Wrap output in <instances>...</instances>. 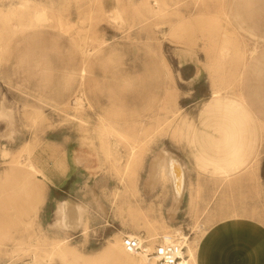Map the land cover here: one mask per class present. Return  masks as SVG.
I'll return each instance as SVG.
<instances>
[{
	"label": "rangeland",
	"instance_id": "obj_1",
	"mask_svg": "<svg viewBox=\"0 0 264 264\" xmlns=\"http://www.w3.org/2000/svg\"><path fill=\"white\" fill-rule=\"evenodd\" d=\"M214 90L256 119L204 112ZM2 110L0 264H82L52 253L35 219L43 182L25 165L45 134L69 135L93 209L129 227L99 248L68 241L73 258L130 264L93 254L125 232L184 234L198 251L221 220L264 223V0H0ZM166 151L183 163L178 191Z\"/></svg>",
	"mask_w": 264,
	"mask_h": 264
},
{
	"label": "crops",
	"instance_id": "obj_2",
	"mask_svg": "<svg viewBox=\"0 0 264 264\" xmlns=\"http://www.w3.org/2000/svg\"><path fill=\"white\" fill-rule=\"evenodd\" d=\"M229 98L231 97L227 95H221L217 99L209 98L202 108L204 112L214 108L222 110L234 117L230 122L240 117H249V114L256 119L243 103L246 115L240 110H232L228 105ZM68 136L63 135L60 139L45 134L42 138L43 146L33 153V164L39 170L37 179L43 182V191L38 198L41 202L35 219L40 230L49 239L64 238L84 248H99L108 234L114 236L121 231H128L129 227L125 222L121 224L115 218H108L106 205L101 204L105 210L93 209L90 199L92 190L95 189L91 186L94 184L93 187L96 188V182L78 162L76 153H70ZM242 156L238 152L232 155L230 169L238 168L244 163ZM168 158L172 167L183 166L178 157L170 154ZM183 182L181 179L176 185L174 180L170 181L172 192L182 189ZM66 200L86 205L85 211L88 214H83L76 229L63 225L61 209ZM100 200L105 204L106 196L102 198L100 195ZM67 213L70 215L71 212ZM107 221H111L113 228H108ZM84 226L88 227L87 234L83 231ZM197 264H264V223L254 217H237L211 225L199 241Z\"/></svg>",
	"mask_w": 264,
	"mask_h": 264
},
{
	"label": "bare ground",
	"instance_id": "obj_3",
	"mask_svg": "<svg viewBox=\"0 0 264 264\" xmlns=\"http://www.w3.org/2000/svg\"><path fill=\"white\" fill-rule=\"evenodd\" d=\"M24 4H25V2H24ZM25 5H27V4H25ZM220 97H221V94L218 93V90H214V91H212L210 99H217ZM228 105L235 112H238L240 110V111H242V113H244L246 115L244 107L242 106V102H240L237 98H234V97L229 98L228 99ZM240 106H242V107H240ZM2 112H4V110H2L0 113L3 115H7V114H4L6 112H4V113H2ZM9 117H11L10 114H9ZM133 155H134V152L131 153V156H133ZM127 161L128 160H126V162ZM129 162H130V160H129ZM133 162H134V160H133ZM129 164L130 163L127 162V164L125 165V171L130 169L131 165H129ZM171 164H172L171 161L163 159V161L160 164L162 167L161 171H164L165 173H167V175L171 178V181L174 180L176 185H178L179 182L181 181L179 168L172 167ZM173 165H174V163H173ZM25 168H26L27 173L30 176L37 178L39 170L34 166V164L32 162L29 161L28 163H26ZM84 210H85V206L83 204L82 205H76V204L70 205V202H68V201L63 202L62 203V209H61L63 225L69 226L72 229H76L80 225V221H81L82 214H83ZM68 211L71 212L70 215H68V213H67ZM137 214L139 215V213H137ZM141 216L143 217L144 220H146V217L144 215H141ZM87 230L88 229L86 228V226H84V228H83L84 233H86ZM176 232L178 234H181L179 230H177ZM128 234L134 235L133 233H128ZM165 235L172 236V237L176 236V238H182V239L184 238L187 241V237L184 234L183 235L182 234L177 235L175 233L174 234L171 233V234H165ZM54 240H56V239H54ZM186 241H185V243H186L185 256L182 260V264H197V248H196L195 244H188V242H186ZM50 249H51L52 253L59 255L65 261L71 260V261H76V262H79L82 264H88L90 262V260L87 258H82V259L78 258L77 259V258L71 257L72 256L71 255V252H72L71 244H69L68 241L64 238L63 239H57V241H54L53 245ZM116 251H120L124 255V257H126L129 260L130 264H154L153 258L147 259L143 255H140L141 256L140 258H136L134 254L127 252L122 247V245H120L118 238H115L114 241L110 242V244H106L105 246H103L98 251H95L93 254H94V256L101 257V256L113 254Z\"/></svg>",
	"mask_w": 264,
	"mask_h": 264
},
{
	"label": "built area",
	"instance_id": "obj_4",
	"mask_svg": "<svg viewBox=\"0 0 264 264\" xmlns=\"http://www.w3.org/2000/svg\"><path fill=\"white\" fill-rule=\"evenodd\" d=\"M185 239L157 234L146 237L142 234L124 233L121 237L122 247L134 255L153 258L154 264H182L185 256Z\"/></svg>",
	"mask_w": 264,
	"mask_h": 264
}]
</instances>
